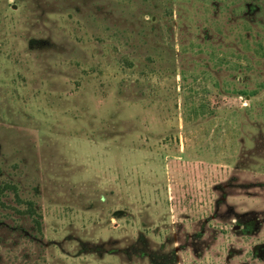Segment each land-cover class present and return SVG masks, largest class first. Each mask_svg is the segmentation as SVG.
<instances>
[{"label": "rangeland", "instance_id": "374dc122", "mask_svg": "<svg viewBox=\"0 0 264 264\" xmlns=\"http://www.w3.org/2000/svg\"><path fill=\"white\" fill-rule=\"evenodd\" d=\"M4 185L0 264H264V0H0Z\"/></svg>", "mask_w": 264, "mask_h": 264}, {"label": "trees", "instance_id": "16d2710c", "mask_svg": "<svg viewBox=\"0 0 264 264\" xmlns=\"http://www.w3.org/2000/svg\"><path fill=\"white\" fill-rule=\"evenodd\" d=\"M8 187H10V186L9 185L0 186V203H1V196L4 193V190L6 188H8ZM24 213H26L31 218V220L34 223L36 229L40 230V225H41V222H40V219H39L40 217H39V214H37L32 202H30V201L26 202V208L24 210Z\"/></svg>", "mask_w": 264, "mask_h": 264}]
</instances>
